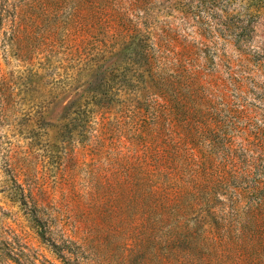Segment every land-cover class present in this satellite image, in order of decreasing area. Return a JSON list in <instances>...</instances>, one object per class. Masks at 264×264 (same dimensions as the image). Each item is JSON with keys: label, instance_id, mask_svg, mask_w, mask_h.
Masks as SVG:
<instances>
[{"label": "rangeland", "instance_id": "1", "mask_svg": "<svg viewBox=\"0 0 264 264\" xmlns=\"http://www.w3.org/2000/svg\"><path fill=\"white\" fill-rule=\"evenodd\" d=\"M0 264H264V0H0Z\"/></svg>", "mask_w": 264, "mask_h": 264}]
</instances>
